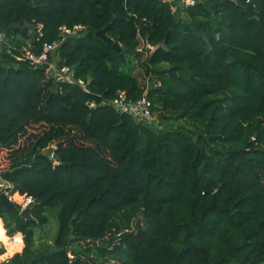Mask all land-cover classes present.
Instances as JSON below:
<instances>
[{
	"label": "trees",
	"instance_id": "1",
	"mask_svg": "<svg viewBox=\"0 0 264 264\" xmlns=\"http://www.w3.org/2000/svg\"><path fill=\"white\" fill-rule=\"evenodd\" d=\"M111 12L123 60L95 37ZM75 25L58 63L87 92L16 58ZM0 34L2 176L33 199L32 220L0 200L7 235L24 237L0 264H264V0H0ZM120 90L157 120L103 105Z\"/></svg>",
	"mask_w": 264,
	"mask_h": 264
},
{
	"label": "built area",
	"instance_id": "2",
	"mask_svg": "<svg viewBox=\"0 0 264 264\" xmlns=\"http://www.w3.org/2000/svg\"><path fill=\"white\" fill-rule=\"evenodd\" d=\"M160 1L169 4L173 12H179V10L183 12L187 8L196 6L202 0H194L193 3H188L187 0ZM250 1L251 0H247V3H249ZM42 28V25H38L37 32L40 36H42ZM84 33L85 27L83 25H75L74 27L62 26L60 27V40L53 43L46 42L43 44H36L31 40H28L20 50L21 55L16 58L20 62L28 63L35 69L44 68L48 75L52 79H54L56 84L59 86L63 83H69L87 92L89 90V81L87 82L83 79L76 78L74 68L69 66H61L58 63V49L62 42L69 37H80ZM36 41H39V39L37 38ZM103 105L111 106L119 113L128 114L135 119L154 123L152 122V120L154 119L152 113V103L146 96H144L140 100L131 101L128 99L127 92L124 90H120L117 92V95L113 100L109 102H103ZM90 107H95V104L91 103ZM12 189L13 185L2 176V171H0V194H6V196L12 202H15L14 199H12ZM23 209L24 208L22 207V210Z\"/></svg>",
	"mask_w": 264,
	"mask_h": 264
},
{
	"label": "water",
	"instance_id": "3",
	"mask_svg": "<svg viewBox=\"0 0 264 264\" xmlns=\"http://www.w3.org/2000/svg\"><path fill=\"white\" fill-rule=\"evenodd\" d=\"M32 1L35 4L37 0H32ZM119 19H121L120 14H115L114 12H111L110 24L105 29L96 32L95 37L102 40L106 44L113 46L114 49L116 50V52L119 54L120 58L123 60L125 57H124V52H123L122 47L119 45V43L115 42L113 39H111L108 36V31L110 29L111 24L114 23L115 21L119 20ZM10 29L11 28H9V30ZM9 30H7V32H9ZM4 38H5V34H0V41L4 40ZM0 200L6 209L15 208L17 206V203L12 202L4 193L0 194ZM38 203H39V201H36V204H38ZM21 215H22V217H24L28 220H32L33 219V217H32V206L29 205L27 208H24L21 212ZM140 222L141 221L137 222V225H136L137 231L140 230V225H141Z\"/></svg>",
	"mask_w": 264,
	"mask_h": 264
},
{
	"label": "rangeland",
	"instance_id": "4",
	"mask_svg": "<svg viewBox=\"0 0 264 264\" xmlns=\"http://www.w3.org/2000/svg\"><path fill=\"white\" fill-rule=\"evenodd\" d=\"M30 28H31L30 30H31V36H32L33 35L32 30L34 31V27L31 26ZM136 74L139 77L141 83L147 85V80L143 76V70L141 68H138ZM155 117L152 120V122H155L157 120V118H155ZM42 130H43L42 127H35L34 129H30L29 132H28V134L21 139V141H20L21 145L24 144L27 141V138L29 137L30 134H32V133H39ZM9 166H10L9 153L7 152V150H5L3 148H0V171L7 170V168H9ZM25 201H26V199H25ZM17 204L21 205L20 203H17ZM48 215H49V220L50 221H49V224H47L45 226L44 230L48 232V238H52V237H54L56 235V232L58 230V221H57V218H56V214H52V213L48 212ZM138 221H140V220L139 219L136 220L135 221L136 223L134 222V224L137 225V222ZM140 224H141V222H140ZM40 230H41L40 228L37 229V237L36 238H38V234H39V231ZM1 245L2 244H0V246ZM4 248H5V246H4ZM21 252L22 251H20L18 253H21ZM0 263H2V262H0Z\"/></svg>",
	"mask_w": 264,
	"mask_h": 264
},
{
	"label": "clouds",
	"instance_id": "5",
	"mask_svg": "<svg viewBox=\"0 0 264 264\" xmlns=\"http://www.w3.org/2000/svg\"><path fill=\"white\" fill-rule=\"evenodd\" d=\"M188 3H193L194 0H187ZM18 203L22 205L23 208H27L29 204L32 203V199L29 197L25 202V198L21 197L19 194L12 197ZM0 243H2L7 251L5 254L0 255V262L5 261L7 258L13 256L17 251H23L24 237L23 234L17 232L14 236L9 237L7 235V230L4 227L3 220L0 219ZM69 258L71 259V253H69Z\"/></svg>",
	"mask_w": 264,
	"mask_h": 264
},
{
	"label": "crops",
	"instance_id": "6",
	"mask_svg": "<svg viewBox=\"0 0 264 264\" xmlns=\"http://www.w3.org/2000/svg\"><path fill=\"white\" fill-rule=\"evenodd\" d=\"M9 259V258H8ZM6 261V260H5Z\"/></svg>",
	"mask_w": 264,
	"mask_h": 264
}]
</instances>
